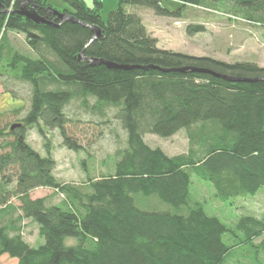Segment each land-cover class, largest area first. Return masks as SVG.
<instances>
[{"label": "trees", "instance_id": "1", "mask_svg": "<svg viewBox=\"0 0 264 264\" xmlns=\"http://www.w3.org/2000/svg\"><path fill=\"white\" fill-rule=\"evenodd\" d=\"M61 1L67 9L60 12L99 27L101 36L90 42V28L47 15V0H34V9L56 27L20 16L21 0H0V76L30 88L28 108L20 104L10 111L24 116L0 126V257L16 264H227L235 248L248 245L264 258V214L245 213L231 229L206 213L195 190L204 183L216 201L231 205L264 188V67L162 50L141 18L126 10L145 7L156 16L181 18L187 7L207 8L206 0H120L106 19L101 0H92L91 7L84 0ZM169 1L178 8L167 9ZM230 1L233 13L264 26V0ZM204 31L198 24L185 28L189 36ZM11 32L24 36L34 57L11 49ZM89 59L127 69L92 65ZM192 68L258 81L229 82ZM88 98L95 102L88 105ZM73 99L101 117L112 108L126 133L112 170L98 178L87 175L80 184L56 178L44 131L58 130L63 147L82 150L67 130L65 107ZM32 129L43 140L44 156L27 142ZM181 130L188 149L175 156L143 140L146 134L170 138ZM37 188L62 199H32ZM159 204L168 209L158 210ZM25 220L38 227V247L22 237ZM226 233L233 234L229 244Z\"/></svg>", "mask_w": 264, "mask_h": 264}, {"label": "rangeland", "instance_id": "2", "mask_svg": "<svg viewBox=\"0 0 264 264\" xmlns=\"http://www.w3.org/2000/svg\"><path fill=\"white\" fill-rule=\"evenodd\" d=\"M101 1L103 3L101 16L106 19L120 0ZM49 2L58 11L67 9V5L61 0ZM84 2L88 7L92 6V0ZM164 6L171 11L178 8L174 1L165 2ZM204 6L208 7H187L181 18L156 16L151 9L145 7L127 6L126 10L141 18L147 33L157 39V47L162 50L211 57L227 63L248 61L264 67V26L254 25L244 19L238 11L233 13L234 4L230 0H206ZM236 7L238 8L237 4ZM189 24L202 25L205 31L189 36L185 32ZM7 43L12 50L34 57L22 34L8 33ZM80 100H71L65 107V114L70 120L67 126L68 133L76 138L82 150L75 152L63 147L59 131L44 128L48 133L52 156L56 162L54 175L61 183L80 184L86 181L87 175L98 178L101 174L111 171L114 153L126 145V133L114 119L112 108L106 109L105 116L101 117L83 108ZM87 100L88 105L95 102L93 98ZM29 101V86L10 76H0L1 127L22 118L24 111L18 115L10 111L20 107V104L27 109ZM143 140L151 148L158 147L168 156L186 153L188 149V139L184 130L170 138L146 134ZM27 142L42 156L45 155L43 140L37 130L32 129L28 132ZM83 159H86L85 168L81 166ZM13 186L10 185L11 188ZM195 190L201 196L206 213L209 216H216L231 229L245 213L258 217L264 214V188H261L253 199L238 200L231 205L216 201L213 190L204 183H196ZM30 196L32 199L47 198L49 204H58L62 199L60 194L46 188H37ZM11 203L18 205L16 199H11ZM167 209L168 206L159 204L158 210ZM21 226L22 237L26 243L32 247H38L43 243L35 224L25 220ZM230 238H233V234L226 233L223 241L229 244ZM73 243V239H67V244ZM233 256L227 264H264L262 254L248 245L235 248ZM0 264H16V260L3 255L0 257Z\"/></svg>", "mask_w": 264, "mask_h": 264}, {"label": "water", "instance_id": "3", "mask_svg": "<svg viewBox=\"0 0 264 264\" xmlns=\"http://www.w3.org/2000/svg\"><path fill=\"white\" fill-rule=\"evenodd\" d=\"M33 1L34 0H21L22 5H21L20 9L17 11V13L20 16L30 20L34 24H43V25H49V26H55V27L58 26V25L54 24L53 22L47 20V15L48 14H52L57 19H59L60 23L71 22V23H77V24H80L81 26L90 28L91 31L93 32V37L91 38L90 42H92L93 40L99 38L101 36V34H102V31H101V29L99 27L86 25V24L76 20L74 17L68 15L67 13L57 11V10H55L53 8H50L48 10L47 15L39 16L36 13L35 9H34ZM79 57L82 58V54L79 55ZM88 61L92 65L103 64V65L107 66L108 68L127 69V67L117 66V65H115L113 63L106 62V61H98V60H95V59H89ZM180 70H182V71L183 70H188V68H183V69H180ZM191 70L192 71H197V72L208 73V74H210V75H212L214 77L221 78V79L229 81V82H254V81H258V80H254V79L235 78V77H231V76L224 75V74H217V73H214V72L206 70V69H195V68H192ZM18 126H19V124L12 125L10 127V129L12 130L14 127H18Z\"/></svg>", "mask_w": 264, "mask_h": 264}, {"label": "crops", "instance_id": "4", "mask_svg": "<svg viewBox=\"0 0 264 264\" xmlns=\"http://www.w3.org/2000/svg\"><path fill=\"white\" fill-rule=\"evenodd\" d=\"M47 3H48L49 5H51L52 8H54V9L56 8L52 3L49 2V0H47ZM55 10H57V9H55ZM57 11H58V10H57ZM59 11H61V10H59Z\"/></svg>", "mask_w": 264, "mask_h": 264}]
</instances>
